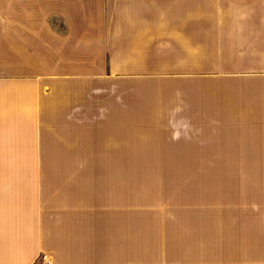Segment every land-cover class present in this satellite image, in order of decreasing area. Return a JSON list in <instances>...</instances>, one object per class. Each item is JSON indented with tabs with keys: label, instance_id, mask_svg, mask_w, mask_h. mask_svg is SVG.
<instances>
[{
	"label": "crops",
	"instance_id": "1",
	"mask_svg": "<svg viewBox=\"0 0 264 264\" xmlns=\"http://www.w3.org/2000/svg\"><path fill=\"white\" fill-rule=\"evenodd\" d=\"M144 174L181 187L158 263L264 264V0H0V264H148Z\"/></svg>",
	"mask_w": 264,
	"mask_h": 264
},
{
	"label": "rangeland",
	"instance_id": "2",
	"mask_svg": "<svg viewBox=\"0 0 264 264\" xmlns=\"http://www.w3.org/2000/svg\"><path fill=\"white\" fill-rule=\"evenodd\" d=\"M156 146V144H154ZM164 151L131 146L128 164L131 166H170ZM144 154L148 156H140ZM151 155V156H149ZM170 174L131 175L132 257L145 258L148 264L171 261L172 233L176 230L177 183ZM175 195V196H173ZM183 222L181 223L182 226ZM139 232L141 234H139ZM140 244V249H139ZM141 251V252H140Z\"/></svg>",
	"mask_w": 264,
	"mask_h": 264
},
{
	"label": "built area",
	"instance_id": "3",
	"mask_svg": "<svg viewBox=\"0 0 264 264\" xmlns=\"http://www.w3.org/2000/svg\"><path fill=\"white\" fill-rule=\"evenodd\" d=\"M39 264H54L53 260L51 257L47 255H42L40 258V263Z\"/></svg>",
	"mask_w": 264,
	"mask_h": 264
}]
</instances>
